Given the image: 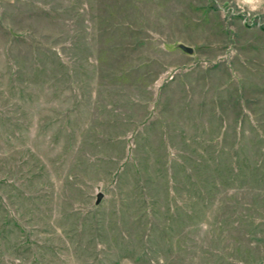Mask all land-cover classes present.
I'll return each mask as SVG.
<instances>
[{
  "label": "rangeland",
  "instance_id": "obj_1",
  "mask_svg": "<svg viewBox=\"0 0 264 264\" xmlns=\"http://www.w3.org/2000/svg\"><path fill=\"white\" fill-rule=\"evenodd\" d=\"M0 264H264V0H0Z\"/></svg>",
  "mask_w": 264,
  "mask_h": 264
},
{
  "label": "water",
  "instance_id": "obj_2",
  "mask_svg": "<svg viewBox=\"0 0 264 264\" xmlns=\"http://www.w3.org/2000/svg\"><path fill=\"white\" fill-rule=\"evenodd\" d=\"M178 47L183 51V52H185V53H187V54H191L192 53V50H191V48H189V47H186V46H184V45H182V44H180V45H178ZM100 198H101V196H100V194L97 196V198H96V203H98L99 201H100Z\"/></svg>",
  "mask_w": 264,
  "mask_h": 264
}]
</instances>
